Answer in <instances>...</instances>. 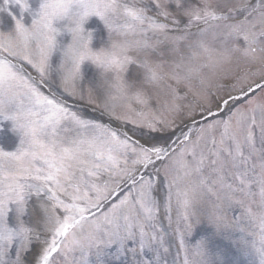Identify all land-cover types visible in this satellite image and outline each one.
I'll use <instances>...</instances> for the list:
<instances>
[{
	"label": "snow or ice",
	"instance_id": "1",
	"mask_svg": "<svg viewBox=\"0 0 264 264\" xmlns=\"http://www.w3.org/2000/svg\"><path fill=\"white\" fill-rule=\"evenodd\" d=\"M5 126L0 264H264V0H0Z\"/></svg>",
	"mask_w": 264,
	"mask_h": 264
},
{
	"label": "rangeland",
	"instance_id": "2",
	"mask_svg": "<svg viewBox=\"0 0 264 264\" xmlns=\"http://www.w3.org/2000/svg\"><path fill=\"white\" fill-rule=\"evenodd\" d=\"M91 23V27L89 30H95L96 24H95V18H93V22ZM92 74V70H89V76H91ZM85 87H87V83H85L84 85ZM0 137L4 138L5 140L8 141H12L15 140V136L14 134L11 132L10 127L9 126H5L3 128L2 131H0ZM228 214L230 217H237L240 215V210L238 208H233L228 210ZM214 231L213 228H211L206 222L199 224L198 226H196L195 228V239H199L200 237L204 236V235H211L212 232ZM213 246L214 247H227L230 248L231 245H229L228 241L225 240L222 237H216L214 242H213ZM234 252V250H233ZM233 258H235V253L233 255ZM126 264V262H125Z\"/></svg>",
	"mask_w": 264,
	"mask_h": 264
}]
</instances>
